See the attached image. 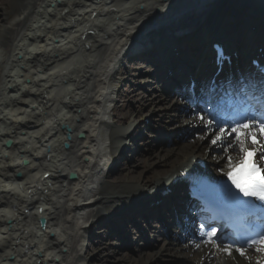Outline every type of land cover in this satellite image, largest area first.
I'll return each instance as SVG.
<instances>
[{"label": "bare ground", "instance_id": "obj_1", "mask_svg": "<svg viewBox=\"0 0 264 264\" xmlns=\"http://www.w3.org/2000/svg\"><path fill=\"white\" fill-rule=\"evenodd\" d=\"M13 8L14 20L0 28V264H89L85 254L100 251L103 244L87 248L94 227L91 219L98 224V217L110 209V217L128 219L124 206L145 204L197 171L192 159L201 155L196 148L204 141L165 150L160 166L145 176L135 173L108 181L114 160L127 148L129 129L144 119L143 109L162 115L178 110L148 105L146 95L134 91L122 95L117 78L122 61L135 52L140 56L154 40L164 41L168 49L183 33L193 38L191 30L201 31L221 12L232 18L231 10L242 8L260 17L236 21L237 31L256 19L264 22V0H13ZM245 42L257 51L263 48L264 34L253 33ZM151 53V58H161ZM145 54L141 59L148 60ZM162 63L166 72H173V62ZM122 97L143 103L130 123L134 107L122 118L117 111ZM196 121L180 120L169 138ZM120 122L126 124L123 129ZM210 133L204 136L208 148L222 149L231 141L213 144L216 133ZM204 153L199 157H207L203 175L210 180L228 171V155L239 157L238 148ZM157 212L153 208L149 214ZM41 218L46 220L43 227ZM176 249L170 245L126 260L143 264L161 252L175 258L170 264H188L196 255L194 264H257L264 257L254 252L246 259L209 249L201 257V251L194 250L177 257ZM100 254L95 259L103 264Z\"/></svg>", "mask_w": 264, "mask_h": 264}, {"label": "snow or ice", "instance_id": "obj_2", "mask_svg": "<svg viewBox=\"0 0 264 264\" xmlns=\"http://www.w3.org/2000/svg\"><path fill=\"white\" fill-rule=\"evenodd\" d=\"M261 107L264 109V103ZM229 138L231 141L227 143L225 152L238 148L239 157L234 160L232 155L227 156V179L241 196L260 201L264 210V110L259 115L234 120L228 128L220 127L212 143H224ZM201 233L207 235L209 242L216 243V228L205 233L202 226ZM250 250L264 254V229L255 232L235 248L246 259ZM223 251L231 255L232 247L228 246ZM257 264H264V260H257Z\"/></svg>", "mask_w": 264, "mask_h": 264}, {"label": "rangeland", "instance_id": "obj_3", "mask_svg": "<svg viewBox=\"0 0 264 264\" xmlns=\"http://www.w3.org/2000/svg\"><path fill=\"white\" fill-rule=\"evenodd\" d=\"M14 13L15 12H14V8H13V0H0V28L2 27V25L9 24L12 20H14V18H15ZM19 57L20 56H18V58ZM134 63H135V61H133V60L124 59L122 61V68H123V70L121 71L122 74H120L121 73L120 72L117 76L118 80L121 81L119 91L124 96L126 94H128L129 92H132V91L135 92L137 90V87H134V84H135L134 81L140 77L142 78L143 76H146L145 72L141 73L140 70L135 69ZM143 79H145V78H143ZM147 89H148V97L149 96L151 97L150 94L154 93L155 91H153V89L149 88V87ZM148 101H150V99ZM151 102H154V101H151ZM131 107L132 108L134 107L133 108L134 113H131V116H129L127 123H130L131 120L133 119L134 115L137 112H140L141 105H139L138 103H135L133 101H130L129 99H125L124 97L119 98L117 111H118L119 116L121 118L128 115V111H130ZM136 109L138 111H136ZM144 113H145L144 118L146 117V118H148V120H150V121L146 122L147 124L148 123H150V124L154 123L156 125V123H158L159 120L161 119L158 114L149 112L146 109L145 110L143 109L142 114H144ZM110 114H112V113H110ZM111 118H112V116H111ZM141 120H140V124H142V122H143V120L142 121ZM125 125L126 124H124L123 122H120L118 124V127L123 129V127ZM126 154L129 155V153H127V152H126ZM162 156H163V154L161 156H155L152 158L139 159L140 162H138V163H141V164H138L137 162H133L130 159H128V160L124 159L123 156L122 157L118 156V158L116 160V162H118V164L117 163L114 164V167H113V169H111L110 174L108 175L107 179H108V181L113 182V179H115V177H118L120 179L123 175H127L130 177V175L135 174V173L139 174L140 176L141 175L145 176L148 173V171L151 170V168H155V167H157V165H159L158 162L160 163L162 161V159H163ZM114 163H115V160H114ZM105 214H103V215H105ZM91 220L92 221L94 220L93 221L94 227L91 228L92 231L94 232V233L92 232V235L96 234L98 236V238L96 239V238L90 237V240L86 241L88 249L90 246H97L103 239H107V238H105L106 237L105 232H104V231H106V229H104L105 227H100L99 223L95 224V221H96L95 218H93ZM101 234H102V236H100ZM112 242H113L112 239H111V241H104L102 244V248L100 247L101 248L100 251L89 252L90 254H87V255L85 254L86 261L89 264H96L98 262L96 261L95 258L99 257V254L101 252H104V254H100L101 257H103V261H102L103 264H130L128 262V260H126V258H132L134 256V254L125 251L123 248L114 247ZM98 264H101V263L99 262ZM158 264H169V262H167V261L161 262L160 261Z\"/></svg>", "mask_w": 264, "mask_h": 264}, {"label": "water", "instance_id": "obj_4", "mask_svg": "<svg viewBox=\"0 0 264 264\" xmlns=\"http://www.w3.org/2000/svg\"><path fill=\"white\" fill-rule=\"evenodd\" d=\"M66 129H67V131L70 130L69 128H66ZM65 146H68V145L66 144ZM70 177H71V178H74L75 175L72 174ZM39 222H40V225L43 227V226L45 225V223H46V220H45L44 218H41V219L39 220Z\"/></svg>", "mask_w": 264, "mask_h": 264}]
</instances>
